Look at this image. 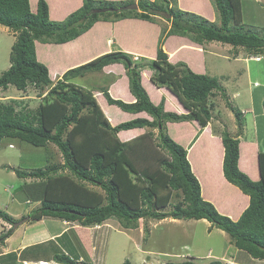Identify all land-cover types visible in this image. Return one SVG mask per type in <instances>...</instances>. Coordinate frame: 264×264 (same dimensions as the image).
I'll list each match as a JSON object with an SVG mask.
<instances>
[{"label":"trees","instance_id":"1","mask_svg":"<svg viewBox=\"0 0 264 264\" xmlns=\"http://www.w3.org/2000/svg\"><path fill=\"white\" fill-rule=\"evenodd\" d=\"M211 1L219 14V25L192 12L175 11L169 0H136L140 11L123 9L135 4V0H83L82 7L61 22L50 20L49 6L44 0L37 2L36 12L32 11L30 0H0V25L16 37L11 47V65L0 77V88L26 91L32 86L41 92L50 88L47 94H39L41 100L35 110H29L25 102H0V141L20 139L36 147L54 144L63 157V164L59 166L17 171L19 178L33 179L22 189L27 202L40 205L27 216L29 221L54 218L94 227L116 218L124 229H133L146 219H205L212 227L227 233L237 249L253 259L264 260V153L258 156L260 179L253 181L239 168L243 113L230 105L217 78L197 74L185 63H172L162 50L166 37L180 36L200 45L218 42L243 47L256 55L264 54V37L240 29L243 26L241 0ZM118 4L123 8L116 9ZM160 13L171 15V28L159 42L157 57L150 60L151 82L168 89L186 113L165 111V99L155 105L142 84L141 62L125 52L113 51L69 69L56 84L52 83L48 67L37 58L36 41L63 45L78 39L100 21L116 22L132 17L152 20V16H160ZM232 25L233 28L236 25L234 30L230 28ZM113 64H122L126 69L129 90L135 101L115 99L108 89H101L108 105L134 115L147 113L151 119L138 117L112 126L97 101L98 89H87L72 81L99 73ZM219 91L234 114L238 129L236 136L227 131L221 133L223 174L250 198L249 206L238 221L220 214L213 204L203 199L187 149L173 140L166 127V123L191 121L206 127L212 119L213 104L210 105L209 99ZM17 106L23 107L22 110L18 111ZM262 110L264 113V102ZM147 128L158 130L157 141L153 131L133 142L118 137L122 131ZM35 188L40 191L33 196ZM165 208L170 211H161ZM0 219L12 226L0 235L2 245L12 235L18 221L2 210ZM54 260L60 264H93L86 260L79 262L65 254H56Z\"/></svg>","mask_w":264,"mask_h":264},{"label":"rangeland","instance_id":"2","mask_svg":"<svg viewBox=\"0 0 264 264\" xmlns=\"http://www.w3.org/2000/svg\"><path fill=\"white\" fill-rule=\"evenodd\" d=\"M38 1L39 0H30L31 8H33L34 12H36L34 8L37 7ZM44 1L49 6L50 0ZM56 1L60 4V0ZM62 1L66 2V0ZM149 1L152 2L154 0ZM169 2L170 6L173 7V10L182 11L181 7H179L178 0H169ZM242 2V14L244 22L242 24L243 26L241 25L242 28L240 29L243 32L257 34L261 37H264L263 2L255 0H242ZM134 3L136 4V0ZM189 3L190 0H181V5L183 7L190 8ZM53 5H55V0L53 1ZM67 7L68 6L65 5V9ZM116 7V9L123 8L122 4H118L116 5ZM138 11L140 10L138 9ZM215 13H217V11ZM61 18L63 17L60 16V19ZM204 19L209 22L208 19ZM216 20L217 24L219 25L220 18L218 13ZM117 22H121V24H113L112 28H114V35L111 33V35L109 33H102L100 38L97 40L99 42L93 40V38H91L88 34L82 37V39H80L76 43L69 44V48L80 50V53L75 56L73 51L67 53L64 49H62L64 48V44H42L39 41H36L37 58L40 62L48 67L52 83L56 84L69 68L72 69L78 67L81 64L83 65L84 61L81 62V64H73L71 66L72 68L70 67L69 63L75 62L76 59L82 61L87 57L93 56L96 50L100 48H106L108 40H111L110 42H112L113 44H115L116 42L122 43L121 46L125 48V51H123V48L119 46L117 51L125 52L126 54H129L134 60H138L137 62H141L139 63V65L142 67L141 79L142 81L143 78L144 80L145 78L147 80H150V84H147L148 86L150 85V87L153 86L154 84L151 82L153 71L149 68L150 60H154L157 57L159 42L163 40L164 37H166V33L171 28V15L162 13L160 16H152V20L132 17L112 23ZM230 28L234 30V28H236V25L234 26V28L233 25ZM107 36L110 39H107ZM87 40L89 42L86 46H84V42ZM140 41L143 43L141 44ZM14 42L15 34L9 31V29H7L6 27L0 25V77L2 73L8 70L11 65L10 53L11 47ZM162 44V50L168 54L169 60H172V63L176 64L182 62L187 66L188 64L185 60H189L191 58L194 61L198 59L197 57H199V53L189 52L190 50H198V52H200L201 48L202 50H205L207 53L202 55L203 61L205 63L204 66L202 64V71L197 74L217 78L220 86L223 88V91L227 94V99H229L230 105L238 111H242L244 107L250 106V85H248V76L250 72V79H252V84L254 81H256V76L259 77L258 82L260 84H264V60L262 61V63H257L254 60H250L248 62L241 61L242 59H238L240 54L235 58V54L233 51L234 47L231 45L213 42L204 43L200 48V44L194 42L192 39L180 36L166 37ZM115 48L117 47L114 46V49ZM131 49L133 50L131 51ZM242 49V51L245 50L244 48ZM105 54L107 53L105 52ZM140 54H143V56ZM102 55H104V53H97V58ZM262 56L264 57V54H262ZM66 68L68 69L65 72H62ZM117 68L121 71L122 74L124 73L123 70L126 73V69L122 64H113L105 67L99 73H90L83 78H75L74 80H72L73 83L78 86H82L91 90L98 89V91L95 92L97 101L102 107L104 114L106 115L112 126H117L122 122L138 118L130 113L121 111L116 106L108 105L101 92V89L106 88L109 90V88L113 86V83H115V81L117 82V80L122 77V81L118 86L122 88L125 85L126 74L124 73V76L118 77ZM108 71L112 73H107ZM157 88L162 90L158 91L153 87L152 90H155L153 92L147 89L146 85L145 90L147 91L151 101H154L153 103L155 105H158L163 99H165V111L169 110L170 112H174V109L170 106V104H173V107H176L180 105L178 103L177 105L175 102L178 100L171 96V94L168 92V89L159 87ZM49 90L50 88L47 87L44 89V91L41 92L40 90H37L32 86L29 87L26 91H19L15 87H10L7 90L0 88V102L10 103L13 100H16L20 103L25 102L26 107L29 108V110H35L41 100L39 94H47ZM116 91V87H114L112 89V93H110L111 96L115 99L123 100L121 99L122 97L119 98L117 96L119 93H117ZM235 93H239V98L234 95ZM262 96H264V94H262ZM259 99L260 96L257 95L255 99V109L257 115L259 116L258 123L257 120L255 122L253 121V117L251 114L243 110L245 112L246 124L244 123L245 129L241 132L242 134L240 136V139L241 142H253L261 148V151H264V113L262 111V108L260 107L261 104L259 102ZM209 100L210 105L213 104V107H211L212 118L213 116L214 118H217L218 116L223 119V124L213 125V128L216 129V131H219L217 133L220 134V137L221 133L224 131H230L231 133L233 132L234 134H237L238 129L235 127L237 126L235 116L233 113H231L229 107L227 106L226 99L222 97V91H219V94L217 96L211 97ZM22 108L23 107L21 106H17L18 111L22 110ZM181 108L183 107L181 106ZM261 111L263 114H261ZM183 112L186 113V111L182 110L181 114ZM141 114L145 118L151 119V117L147 113ZM189 125L191 127H186L185 122L166 123L168 134L173 138V140L174 138L181 136L180 134L178 135V131L180 132V129L181 132L191 131L193 125ZM131 131H122L118 134V137L122 141L133 142L136 140V138H139V136L150 131L154 132V138L158 136L157 129L147 128L142 130L135 129ZM191 135L192 133H190V136ZM200 140L201 139H199L197 145L193 147L195 150H200V146H203V144L206 142L205 139H203V141ZM155 141H157V138H155ZM192 141L193 139L191 140V142ZM181 145L183 147H189L188 145H190V143H188V141H184ZM207 156L210 155L203 153V159H205ZM216 156L218 157L219 154L217 153ZM200 159V156H198L197 153H194V155H191V159H189V162L194 165L192 167V170L195 176H197L195 173L196 171L197 173L205 177V170L200 163ZM62 164L63 157L61 155V152L54 144H47L45 147H36L29 143L23 142L20 139L16 140L3 138L0 141V210L5 211L10 215L16 214L18 216L17 218H19L17 219L18 222L28 218L27 216L31 214L33 210L39 208L40 205H37L34 202H27V199L25 198L26 196L24 195L22 189H25V183H29L33 181V179L28 178L27 180H23L17 176V171H40L48 169L53 165L59 166ZM254 170L256 172H254ZM254 170L250 171L248 175L253 181H257L259 178L254 179L253 177L255 176V174L257 175V173L259 177L258 164L254 165ZM201 178L199 176V178L197 179ZM92 188L93 190H100L97 187ZM38 191L40 190H38V188H35L33 196H36ZM222 192L227 196L229 195V193H233L231 189ZM233 208H235V206H233ZM161 211L169 212L170 208L161 209ZM108 221L109 225L97 227V233L94 238H96L95 240L98 249L95 255H92L91 260L88 247L89 241L86 239H82L84 240L82 250V254L84 256L82 257H85L86 261L92 262L93 264H125L127 261H129L131 264H169L180 263L184 261H191L197 264H208L216 260V258L218 257V261H220L222 264H226L227 261L225 260L232 259V255H235L237 252V248L235 247V245L230 244L231 239L227 233L215 227L210 229V227L208 228V226L204 222L199 220H174L172 218H166L162 221H156L146 219L141 220L138 225L139 227L133 229H124L116 218L109 219ZM27 222L26 224L23 223L24 225L19 228L18 235L14 239L15 245H17L23 238V234L25 231H30L29 235L33 237L34 235L38 236L35 238H42L43 234H49L52 231L59 232L64 228L62 223L63 221L54 218H45L43 221ZM3 223L4 221L0 220V232L2 231ZM111 225H117V227L115 226L111 228ZM77 235L78 233L75 232V237H77ZM69 239V237H64L59 241V244L65 245ZM42 245L43 244L41 243L39 247L30 249V253L35 259H49L48 256L50 255V252H46L47 245ZM74 245L75 244L73 243V246ZM240 251L242 255L246 256L244 257L245 260L247 258H251V256L247 252L242 250ZM44 252H46V254L42 255ZM260 263L264 264L263 262H259V264Z\"/></svg>","mask_w":264,"mask_h":264},{"label":"crops","instance_id":"3","mask_svg":"<svg viewBox=\"0 0 264 264\" xmlns=\"http://www.w3.org/2000/svg\"><path fill=\"white\" fill-rule=\"evenodd\" d=\"M53 1L50 0L49 16H50V20L58 21V22L65 20L70 14H72L73 12H75L76 10L81 8L83 5V0H66V2L60 0V4L55 0V5H53ZM109 1H125V0H109ZM255 1L263 2V4H264V0H255ZM178 2H179V7H181V9L183 11L196 13V14L201 15L202 17L208 19L209 22H211V23H217V20H216L217 13H215L216 9L214 10L215 7H214L213 3H211L212 1H210V0H205V1L190 0V3H189L190 8L183 7L181 5V0H178ZM242 4H243V2L241 0V5ZM65 5L68 6L66 9H65ZM34 9L36 10V8H34ZM32 11H33V8H32ZM242 12H243V10H242V6H241V15H242V24H243L244 19H243ZM60 16H62L63 18L60 19ZM140 23H142V22H140ZM113 24L119 25V24H121V22L112 23V22L100 21V22L96 23L90 31H88L84 35L80 36L78 39H76L70 43L64 44L63 45L64 48H62V49H64L65 52H67V53H70L71 51H73L74 56H75L78 53H80V50H78V49L75 50V48L74 49L69 48L68 47L69 44L76 43L77 41L82 39V37H84L85 35H88V34L95 41H97L100 38L102 33L103 34H107V33L110 34L111 33L114 35V28H112ZM97 33L100 35H98ZM97 35H98V38H97ZM175 37H178V36H175ZM107 39H110V38L108 37ZM110 41L111 40H108V43L106 44V48H100V49L96 50L93 56L87 57V58L83 59L82 61L81 60L79 61L76 59L75 62L69 63L70 67L75 63L81 64V62L84 61L86 64V63L96 59L97 53H99V54H103V53L105 54V52L110 53L113 51H117L119 46L122 47L121 46L122 43L116 42L115 44H113ZM88 42H89L88 40L85 41L84 46H86L88 44ZM97 42H99V41H97ZM140 43L142 44L143 42L140 41ZM178 43H181V42H178ZM211 43H213V42H211ZM51 45H53V44H51ZM114 46L117 48L114 49ZM180 46H182V45H180ZM201 46L202 45H200V48H201ZM187 47H189V46H187ZM122 48H123V51H125V48L124 47H122ZM242 48L243 47L234 48L233 51L235 54L234 55L235 58L237 55L239 56V54H240L238 59L239 60L242 59L241 61H247L248 62L250 60H254L253 57H257V56H260L261 59L259 61L254 60L255 62L262 63V61L264 60V57L262 56V54L256 55L255 53H252V52L250 53L246 50L242 51L243 50ZM227 49H228V47H227ZM132 50L133 49H131V51ZM201 50H202V48H201ZM201 50H200V52H198V50H195V51L190 50L189 51V52L199 53V57H197L198 58L197 60L193 61L191 58L189 60H185L188 64V67L195 73H200L202 71V69H201L202 64L204 66V63H205L203 61L202 55H204L207 52L205 50H202V51ZM211 50H213V49H211ZM140 55L143 56V54H140ZM84 62H83V65H84ZM81 65H79V66H81ZM67 69L68 68H66L62 72H65ZM198 69H201V70H198ZM117 72H118V74H117L118 77L124 76V73H125L124 70H123L124 73L122 74L121 71L117 68ZM107 73H112V72L108 71ZM250 76H251V72L248 76V78H249L248 85H250L249 93L251 96V101H249L250 106L244 107L243 110L245 112H248L249 114H251L253 117V121L255 122L257 120V123H258L259 116L257 115L256 109H255V99H256L257 95L260 96L259 102L261 104L260 107L262 108V105L264 102V96H262V94H264V84H260L258 82V79H259L258 76L255 77L256 81H254L252 84V81H251L252 79H250ZM122 78H119L117 80V82L115 81V83H113V86H111L109 88V90L111 92L110 91L109 92L112 93V89L114 87H116V90H117L116 92L119 93L117 96L119 98L122 97L121 99L125 100L128 103H132L135 101V98L130 93L129 79H128L127 75L125 76V78H126L125 79V85L123 87L121 86L122 88H120V86H118L120 84V82L122 81ZM147 83L150 84V80H147L146 78L144 80V78H143L142 84L145 87V89H146V85H147V89H149L151 91H153L152 90L153 87H154V89H156L158 91L162 90V89H158L154 85L150 87V85L148 86ZM258 91H260V92H258ZM168 92L171 94L172 97H174L176 99V97L174 95H172V93L169 90H168ZM256 93H258V94H256ZM238 94L239 93H235L234 95L236 97H238L239 96ZM175 102H176V104L177 103L180 104L178 101H175ZM180 105L173 107V104H170V106L174 109V112L178 113V114H181L182 110L186 111L184 108H181L182 105L181 106ZM243 110L241 112L243 113L245 124H246L245 112ZM262 111H261V114H263ZM183 113H185V112H183ZM132 115H134V114H132ZM134 116L140 117L143 115L137 114ZM189 124L193 125L191 128V131L181 132V129H180V132L178 131V135L180 134L181 136L174 138V140H176L179 144L180 143L182 144V142H184V141H188V143H190V145H188L189 147L184 146L185 149L187 148L188 160L191 159V155L192 154L194 155V153L195 154L197 153L198 156H200V158H201L200 163L202 164L203 169L205 170V177H203L201 174L197 173L196 171H195V173L198 176V177L196 176L197 178H199V176H200V178L202 177L201 179H198V180H199L200 185H201V193H202L203 199L210 202L211 204H213L214 207L218 210V212L220 214L229 217L233 221H238L240 219L241 215L243 214V212L249 206L250 198H249V196L242 193V191L239 188H237L236 186L229 183L224 177V174H223L224 147H223V143H222V138L220 137V134L217 133L219 131H216V129L213 128L214 124H216V125L223 124V119L218 117V116H217V118H214V116H213V118L211 119V121L208 123V125L206 127H202L196 121L185 122L186 127H191ZM263 124H264V122H263ZM235 127L237 128V126H235ZM192 129L194 130V132ZM244 129H245V126H244L243 130ZM190 133H192L191 136H190ZM229 133L232 136L237 135V134H234L233 132L231 133L230 131H229ZM192 139H193V141L191 142ZM199 139H201L200 141H203V139H205L206 142L203 144V146H200L201 147L200 150H195L193 147H195L197 145V142H199L198 141ZM203 148H206V149H203ZM261 152L264 153V151H261V148L258 147L255 143H253V142H241V139H240V158H239L240 170L247 175L250 171L254 170V165L258 164V156H259V153H261ZM203 153L208 154L210 156H207L205 159H203ZM217 153L219 154L218 157L216 156ZM190 165H192L191 162H190ZM193 166L194 165H192L191 168ZM194 169H195V167H194ZM254 172H256V171L254 170ZM218 173H219V175H218ZM253 178L254 179H258V178L260 179V171H259V177H258V173H257V175L255 174V176ZM230 189L233 193H229L228 196L226 194L225 195L223 194L222 191H225V190L228 191ZM232 189H234V190H232ZM233 206H235V208H233ZM11 215L10 216L14 220L18 221L17 219H19V218H17L18 216L16 214H11ZM44 219H42L41 221H43ZM111 219H114V218H111ZM57 220H59V219H57ZM199 221L204 222L208 226V228L210 227V229L214 228V227H212L211 223H209L205 219L199 220ZM28 222H30V221H28ZM108 222L109 221L107 220L105 223L98 225V226H94V227H82L78 223H69V222L63 221L62 223H63L64 228L61 231H59V232H53L52 231L49 234H45V235L43 234L42 238H35L38 236L34 235V237H33V236L29 235L30 231H28V232L25 231L23 234V238L20 240V242L17 245H15L14 239L18 235L19 228L21 226H23L24 224H26V222H25L24 224L19 226L17 229H14L12 235L6 239L4 244L0 245V264H35V263H39V262L49 263V264H60L54 260V256L56 254H64V253L68 254L69 256L78 260L79 262H83L86 258L82 257V256H84L82 254L83 243H84L83 241L84 240H82V239H86L89 241L88 247H89V251H90V260H91L92 255L94 256L95 253L97 252V249H98V247L96 245V240H95L96 238H94V236L97 233V227H100V226L102 227L103 225H109ZM115 226L117 227V225H111V228H113ZM11 227L12 226L10 224L4 222L2 225V231L0 232V235L9 231L11 229ZM25 230H27V229H25ZM75 232L78 233L77 237H75ZM64 237H69L70 239L68 240V242H66L65 245H60L59 241L62 240ZM79 237H80V239H79ZM41 243L43 245H47L46 246V252H50V255L48 256L49 259H42V258L35 259L33 257V255L30 253V249H34L35 247H39L41 245ZM73 243L75 244L74 246H73ZM76 244L78 247L76 246ZM230 244H232V243H230ZM46 252H44L42 255H45ZM244 257H246V256L242 255L241 251L237 249L236 254L232 255V259H229V260L226 259L225 261H227V263L226 262L225 263L226 264H228V262L232 263V264H259V262L264 263V261H260L258 259H253V258H247L245 260ZM221 258H223V257H221ZM217 259H219V258L217 257L216 260Z\"/></svg>","mask_w":264,"mask_h":264},{"label":"water","instance_id":"4","mask_svg":"<svg viewBox=\"0 0 264 264\" xmlns=\"http://www.w3.org/2000/svg\"><path fill=\"white\" fill-rule=\"evenodd\" d=\"M124 10H138V5L137 4H131L123 8ZM29 219L26 218L23 221L17 222L14 224L13 229H17L19 226H21L23 223L27 222Z\"/></svg>","mask_w":264,"mask_h":264},{"label":"clouds","instance_id":"5","mask_svg":"<svg viewBox=\"0 0 264 264\" xmlns=\"http://www.w3.org/2000/svg\"><path fill=\"white\" fill-rule=\"evenodd\" d=\"M138 11V10H137ZM196 14V13H195ZM198 15V14H197ZM200 16V15H199ZM202 17V16H201ZM8 29V28H7ZM91 30V29H90ZM89 30V31H90ZM12 32V31H11ZM87 33V32H86ZM84 35V34H83ZM16 38V37H15ZM43 44V43H42ZM29 219V218H28ZM29 221V220H28ZM210 223V222H209ZM214 261H218V260H214ZM220 262V261H219ZM40 263H43V262H39V263H35V264H40ZM43 264H46V263H43ZM47 264H49V263H47ZM222 264V263H221ZM228 264H231V263H229L228 262Z\"/></svg>","mask_w":264,"mask_h":264},{"label":"built area","instance_id":"6","mask_svg":"<svg viewBox=\"0 0 264 264\" xmlns=\"http://www.w3.org/2000/svg\"><path fill=\"white\" fill-rule=\"evenodd\" d=\"M253 59L256 60V61H259L261 58H260V56H257V57H253ZM41 264H43V263H41Z\"/></svg>","mask_w":264,"mask_h":264}]
</instances>
